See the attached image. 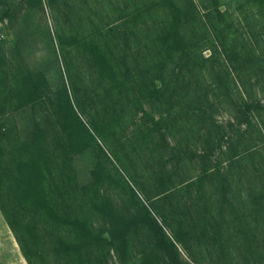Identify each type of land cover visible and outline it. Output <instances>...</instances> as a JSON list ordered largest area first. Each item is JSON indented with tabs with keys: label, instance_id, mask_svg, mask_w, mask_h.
Here are the masks:
<instances>
[{
	"label": "rangeland",
	"instance_id": "rangeland-1",
	"mask_svg": "<svg viewBox=\"0 0 264 264\" xmlns=\"http://www.w3.org/2000/svg\"><path fill=\"white\" fill-rule=\"evenodd\" d=\"M0 13V264H264V0Z\"/></svg>",
	"mask_w": 264,
	"mask_h": 264
},
{
	"label": "trees",
	"instance_id": "trees-1",
	"mask_svg": "<svg viewBox=\"0 0 264 264\" xmlns=\"http://www.w3.org/2000/svg\"><path fill=\"white\" fill-rule=\"evenodd\" d=\"M175 10L178 11V8L175 7ZM1 18H2V13H0V19ZM162 33H163L162 39L164 41H169V40L175 41L176 38H178L180 41H178V40H176V41L177 42H181V39L179 37L178 29L175 27V25H167V26H165L162 29ZM68 110H69L70 116L73 119H75L76 116L73 113L71 107H69ZM33 142L35 143V141H33ZM38 149H40V147H38ZM17 167H19V164H17ZM3 171H4L3 168L0 167V180L2 179L1 177L3 175ZM28 184H31V179L28 181ZM1 199H3V186H2V184H0V210H1L2 214L4 215V217L7 219V213L4 210V207L2 205ZM155 228H156V230H157L158 233H161V230H160L159 227L156 226ZM125 232H126V224L123 227H121L118 231L110 233L111 238L108 239V240L105 239V237H103V236L101 237L100 235H98L96 237H92L89 233L86 232L85 233V236H82V234H81V236L78 238L79 241H80L79 246L84 247V246H90V244H93L94 247H100V245H101L102 242L108 241L109 243H111L112 242V238H115L116 239V242H117L116 243V247L117 248H120L121 252H123L124 249H125V245H126L125 244L126 243L125 242ZM13 233H14V231H13ZM15 237H16V235H15ZM60 245L64 249H68V250L76 248V246L72 245L71 243H67V242H60ZM19 246H20V248L22 250V253L26 257V251L24 250V247L20 243V241H19ZM27 260H28V258H27ZM29 264H30V262H29Z\"/></svg>",
	"mask_w": 264,
	"mask_h": 264
}]
</instances>
